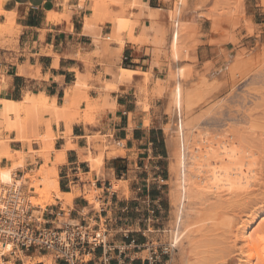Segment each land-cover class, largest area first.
<instances>
[{
	"label": "crops",
	"instance_id": "crops-1",
	"mask_svg": "<svg viewBox=\"0 0 264 264\" xmlns=\"http://www.w3.org/2000/svg\"><path fill=\"white\" fill-rule=\"evenodd\" d=\"M144 1L150 8L160 10L159 13L150 19L141 16V11L136 9L134 13L138 19L133 30L126 28L124 22H118L119 40L110 44L100 40L103 36L110 38L114 33V23L109 19L97 23V38L85 33V19L92 16L91 0H4L0 11V24L15 31L11 42L7 41L9 38H0V98L21 102L28 94H45L62 106L67 94L73 97L71 87L77 81V72H80L87 76L90 88L81 89L78 96H88L91 104L98 108L95 124L78 119L73 123L72 142L79 148H86L89 146L88 137L99 133L107 138L109 145L113 146L111 149L121 150V153L113 155L104 154L101 169L91 171L89 163L81 161L77 150L71 149L67 151V164L58 168L62 193L73 196L72 220L81 224L95 221L106 227L107 239L114 247L113 251H107L111 264L118 261L121 264H148L144 256L149 242L146 233L151 221L159 220L155 213L161 209L159 203L163 196L159 184L161 175L155 174L162 165L166 168L164 161L169 155L164 130L168 119L165 107L158 99L141 103L140 90L145 84L146 74H153L155 82L160 79L161 68L152 67L149 46L129 39L130 34L135 38H147L153 32L149 29L153 20L168 23L164 13L167 4L162 0ZM215 3L216 0H212L205 14H210L208 10ZM245 4L246 10L255 18L259 13L251 12V9L260 10V3L246 0ZM190 6H195L194 0ZM190 14L195 16V13L186 15L192 22ZM52 15L56 19L52 20ZM10 18L13 24H9ZM206 23L211 25V20L205 15L197 17L195 22L204 42L195 50L198 59L207 54L208 42L215 37L211 26L205 27ZM102 83L109 84L112 89L103 90ZM86 107L87 102L83 101L80 109L84 111ZM44 119H51L52 130L57 136L55 148L61 150L67 142L62 137L65 122H55L50 114ZM9 135L12 150L29 152V143L17 140L16 132ZM31 146L33 150L41 148L38 142ZM31 161L28 154L29 171L36 168ZM36 161L41 162L38 158ZM6 165L9 161L1 159L0 166ZM17 173L20 178L24 175L23 170ZM80 174L91 175L93 182L83 181ZM151 177L153 182L150 183ZM113 179L123 182L120 189L111 190ZM23 187L27 189V186ZM77 187L81 192L95 187L99 191V208L80 196ZM61 201L57 199L58 204L49 205L43 218L53 219L51 213L59 212L63 207ZM58 221L61 222L60 217ZM36 252L32 250L27 256ZM83 255L89 256L85 264H102L105 257L101 248Z\"/></svg>",
	"mask_w": 264,
	"mask_h": 264
},
{
	"label": "rangeland",
	"instance_id": "rangeland-1",
	"mask_svg": "<svg viewBox=\"0 0 264 264\" xmlns=\"http://www.w3.org/2000/svg\"><path fill=\"white\" fill-rule=\"evenodd\" d=\"M3 1L0 0V11L3 8ZM134 1L136 0H123L121 3H117L114 0H108L106 2L108 11L106 12L126 24H134L138 19V15L134 13L138 9L135 7ZM250 1L260 3V10L258 8L251 9V12L258 11L259 13L255 18L246 10V0H216L214 7L208 10L210 14H205V11L212 0H194L196 9L191 6L184 9V14L194 9L200 16L205 15L211 20V25L206 23L205 27L211 26L215 37L208 42L210 47H207V54L199 59L195 55V50L198 45L204 43L202 35L196 29V21H189L182 13L181 40L183 43L189 44L188 49L184 50L183 57L184 103L188 105L186 115H184L185 123L188 125L186 127L191 129L190 133L194 130V134L197 132L198 136L204 137L196 144H193V139L191 140L192 150L198 155L205 156L209 151L218 153L222 146L220 142H227L239 152V159L242 157L245 159L241 161L256 164L253 165V168H256L255 171L258 173L257 183L259 181L257 186H253L255 189L253 187L247 189L246 192L248 193L250 190L252 194L232 201L213 202L209 206L203 205L202 213L190 221L191 232L195 235L193 237L196 251L195 264H236V262L237 264H247L250 258H252L250 264H264V0ZM173 22L174 20H170L168 23H159L161 25L158 26L159 29L147 36L148 41L146 40L147 42L144 44L151 48L149 51L154 64L152 67L161 68V74L160 79L155 82L153 74H146L145 84L140 90L141 103L146 104L149 100L158 99L160 104L165 107L168 119L164 130L167 137L169 134H167L165 126L172 124L174 116L173 103L169 96L172 91L171 87H173L174 69L170 49ZM14 36V28L4 27L0 24V38H9L7 41L11 42ZM113 37L112 33L110 38L103 36L100 40L110 44L115 42ZM85 86V89L90 88L87 84ZM159 89L162 91L161 94ZM86 97L78 96L72 114H75L79 119V115L87 113L90 115L91 121L94 120L91 124H95V112L98 107L92 105L90 99ZM83 101L87 102L84 111L80 109V104ZM47 114H50L55 120L51 112L43 109L36 111L31 116L23 113L13 117L14 121L16 119L24 121V127L21 130L22 139L25 141H23L24 143H29L30 153L28 154L31 155V162L36 168L32 171L27 170V157L24 166L15 168L12 182L20 180L17 181L19 185L27 186V189L22 187L23 193L29 199L32 196L34 202H37L39 198L38 194L33 193L37 190L34 181L42 178L43 175L39 173V169L45 161L38 157L39 153H32L30 150L32 143L40 142L41 136H46L48 133V125L52 122L51 119H44ZM11 122L10 119L0 121V144L10 143ZM4 133L7 135L5 136ZM88 139H91V144L88 147L95 158L104 154L110 155L112 152L111 147L113 146L109 145L105 136L94 133ZM209 141H213L214 144L209 145ZM168 151V158L164 161L166 168L162 165L156 169L157 173L155 174V176L161 175L159 184L163 194L159 203L161 209L155 213L159 220L151 221V226L146 234L149 238L148 247L153 246L158 251H169L162 258L168 260L169 264H179L181 262L179 247L171 245L175 207L171 195V152ZM51 153V157L57 154L56 151ZM36 158L41 162L37 163ZM1 159L3 156L0 161ZM8 161L9 165L4 166L5 168L17 164L15 156ZM66 164L67 161L65 164L59 165L58 168ZM4 167L0 166V168ZM19 170L24 171L21 178L17 173ZM80 177L83 181L93 182L91 175L80 174ZM152 178L150 183L153 182ZM115 182L113 179L112 191L116 190L114 189ZM155 182L158 184L157 181ZM76 190L91 205L99 208V191L95 187L85 188L84 192H81L78 187ZM49 202H51L49 204H55V201L50 200ZM61 202L63 206L61 207L65 210L64 216L60 218L61 222H64L69 219L72 202L67 203L65 200ZM40 206H36L37 209L33 210V215L37 220H40V223H44L46 219L43 218V213L49 205L47 203L43 208ZM60 223L57 225L60 226ZM91 223L95 224L96 222L92 221ZM233 232H235V238L232 237ZM238 233L240 234L238 235ZM247 235L250 236V242L245 240ZM253 237H257V239H253ZM250 247L252 248L250 249ZM32 250L24 252L21 249H15L13 255L5 251L6 257L0 258V264H5L4 261L9 260H13L14 264H28L29 259L26 256ZM148 251L144 253L145 257L148 256ZM42 255L49 257L53 264H58L55 256L45 251L37 250L36 254L31 257ZM88 259L89 256L84 257L85 261Z\"/></svg>",
	"mask_w": 264,
	"mask_h": 264
},
{
	"label": "bare ground",
	"instance_id": "bare-ground-1",
	"mask_svg": "<svg viewBox=\"0 0 264 264\" xmlns=\"http://www.w3.org/2000/svg\"><path fill=\"white\" fill-rule=\"evenodd\" d=\"M83 1L84 0H82V2ZM91 1H93V6H91L92 16L86 17L85 19V33L97 38L99 33L97 23L101 20L109 19L114 23L115 30L113 33V39L115 38V40H119L120 26L118 22H120V20H117L115 17L112 18L110 14H107L106 11H108V9H106V2L108 0ZM114 1L117 3H121L123 0ZM162 1L167 4V9L164 10V13L166 14L167 18L169 19V21L174 20V28L170 40L171 56L174 67L172 75L173 87H171L172 91L169 95L173 103L174 116L172 124L165 126L166 132L167 134H169V136L167 137V144L171 152V195L173 201L172 203L175 207V216L173 222L174 225L171 233V245L174 247H179V252L181 253V262L179 264H195L196 251L193 244V237L195 235H193V233L191 232L192 229L189 226L190 221L193 220L196 216L200 215V213H202V211L204 210L202 208L203 205L209 206L213 202L223 203L227 200L232 201L241 198L242 196H244L245 198L246 195L252 194L250 190V193H247L246 191L247 189L253 186H257L256 184L259 183V181L258 183L256 181L258 173H256L255 171L256 168H253V165L255 163H247V161H244L245 159L243 157L242 159L244 160L241 161L242 159H239V152L227 142H220L222 146L220 147L218 153L209 151L205 156L198 155L195 151L192 150V142L193 144H196L200 140L204 139V137L198 136L199 134L197 132L194 134V130L190 133L191 129L189 127H186V117L184 116L186 115L185 112L187 110L188 105L187 103H184L185 77L183 72V57L184 50L188 49L189 44L185 42L183 43L181 40V24L183 22L182 13L184 9H187L186 7L190 6V2L189 0ZM133 3L135 4V7H138V9L141 11V16H145L150 19H154L155 15H157L160 11L150 8L148 3L144 0H136ZM188 13H195V16L190 14L193 18V21H196L197 17L200 16L197 10L187 11L185 14H183L187 15ZM51 19H56V16L52 15ZM9 20V24H13L12 18H10ZM134 24L125 23L124 26L132 31ZM160 24L157 21L153 20L152 25L149 29L156 32L157 29H159L158 26H161ZM162 27L161 29H163ZM129 39L130 41L140 43H146L148 41L145 37L135 38L132 36V34H130ZM115 76L116 78L118 77L117 74H115ZM86 84L87 76L80 72H77V81L71 87V91H73L74 95L73 97H69V95L67 94L62 106L57 105L56 100L50 99L45 94H28L25 97L24 101L21 102L0 98V121H5L7 119L12 120L11 131L16 132L17 140L24 141L22 139L21 134V130L24 127V121H20L18 119L14 121L13 119V117L19 116L20 114L26 113L31 116L36 111L43 109L44 111L51 112L53 114L55 122H65V131H63L64 133L62 134V137L66 139L67 142L66 144H64L61 150H56L55 148L54 141L57 136L52 130V124L48 125L47 135L41 136V138L39 137L40 142L38 143L41 144V149L33 150L31 148L30 150L32 151V153H39L38 157L42 158L45 161V163L42 164L41 168L39 169V173L43 175L42 178L37 180L34 178V182L36 183L35 187L37 188V190L36 192L33 191V193H36L38 194L37 196H39L37 202H34L32 200V196L30 197V202L34 206L41 205L40 207L43 208L47 203L48 205H52L49 204L51 203L49 202L50 200L52 202L55 201V203H57V199H61L62 201L65 200L67 203L72 202L73 196L71 194L62 193L59 185L58 166L66 163L68 150H77L79 159L81 161L88 162L91 171H99L101 169V166L104 161V155L99 157L97 156L95 158L94 155H92V151L89 147L79 148L77 144H74L71 140L72 125L78 119L75 114H72V109L75 108L77 104L78 93L81 89L84 88ZM101 87L107 91H110L112 89V87L106 83H102ZM160 92L162 91H160L159 89V93ZM78 120L84 121L85 123H92V121H94H91V117L87 113L79 115ZM88 138H90V136ZM192 139L193 141L191 142ZM90 144L91 139H88V145ZM213 144V141H209V145L212 146ZM53 151H56L57 154L56 156L51 157V152ZM116 152L121 153V150L113 148L111 154L113 155ZM28 153L19 150H12L9 144H0V155H2L3 158L9 160L10 158L15 156V158L17 159L16 165L10 166L8 168H0V186L12 183L15 168L25 165ZM2 156H0V158ZM115 181L116 182L114 184V189L118 190L123 185V182L120 180ZM91 199L93 198L91 197ZM57 224H59V221H57ZM239 234L240 233H238V235ZM248 235H250V233ZM252 235L254 236V234ZM232 237H236L235 232H233ZM249 237L250 236L245 239L248 242H250ZM253 239H257V237H253ZM253 239L252 241H254ZM252 247H250V249ZM13 250L14 248L12 243H7V245L4 246L0 244V256L4 254L6 255L7 252ZM26 258L29 259L28 264H53V261L49 257L43 255L35 258H32L31 256H26ZM251 260L252 258H250L247 264H250ZM4 263L14 264V261H4Z\"/></svg>",
	"mask_w": 264,
	"mask_h": 264
},
{
	"label": "built area",
	"instance_id": "built-area-1",
	"mask_svg": "<svg viewBox=\"0 0 264 264\" xmlns=\"http://www.w3.org/2000/svg\"><path fill=\"white\" fill-rule=\"evenodd\" d=\"M22 187L17 181L0 186V244L12 243L11 255L15 249H33L53 254L58 264H85L87 255L83 254L101 248L105 254L102 264H111L107 251H113L114 247L107 239L103 224L73 222L70 211L69 219L58 226V218L64 216L62 208L51 213L53 219L40 223L33 215L37 208L23 193ZM148 250V264H169L162 258L169 251H158L153 246ZM0 257L3 259L6 255Z\"/></svg>",
	"mask_w": 264,
	"mask_h": 264
}]
</instances>
